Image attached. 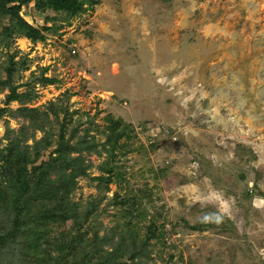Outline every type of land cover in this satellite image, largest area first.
Masks as SVG:
<instances>
[{"label":"rangeland","instance_id":"374dc122","mask_svg":"<svg viewBox=\"0 0 264 264\" xmlns=\"http://www.w3.org/2000/svg\"><path fill=\"white\" fill-rule=\"evenodd\" d=\"M94 1L23 6L37 41L0 17V151L23 138L39 166L82 143L88 167L70 197L91 216L50 237L130 264H264V0ZM23 247L9 263L33 264Z\"/></svg>","mask_w":264,"mask_h":264},{"label":"trees","instance_id":"16d2710c","mask_svg":"<svg viewBox=\"0 0 264 264\" xmlns=\"http://www.w3.org/2000/svg\"><path fill=\"white\" fill-rule=\"evenodd\" d=\"M30 3L37 9L49 7L77 16L85 11L86 0H0V17L9 16L12 22L7 33L12 31L37 41L44 38L40 31L19 15L21 8ZM43 83L51 85L55 80L43 78ZM24 98V95L14 92L8 97L19 101H24ZM118 127L119 123L113 126L115 141L122 135L116 132ZM17 140L0 151V217H4L7 223L0 224V264H11L5 256L10 257V253H14L16 248L20 250L23 245L33 251L25 262L33 264H130L126 258L124 260L125 256L134 261L135 254H124L129 249L122 252L118 247L109 253L102 250L108 240L94 239L89 248L85 247L86 240L84 242L81 236L70 238L69 233H61L57 241L49 235L48 227L53 223L71 221L72 229L78 230L91 216L92 211L80 210L79 204L72 202L70 197L76 179L83 176L88 168L82 159L70 158V154L78 151L82 143L76 147L65 142L56 150V156H50L48 162H42L39 166H33L35 160L29 162V152L20 146L24 139ZM82 142L86 144V149L94 148L92 144ZM31 163L34 175L29 177L27 166ZM71 164L76 167L67 172V166ZM52 174H56V179L50 181L48 178ZM99 180L110 181L111 178ZM148 232L154 237L152 227L148 228Z\"/></svg>","mask_w":264,"mask_h":264},{"label":"clouds","instance_id":"9594fccd","mask_svg":"<svg viewBox=\"0 0 264 264\" xmlns=\"http://www.w3.org/2000/svg\"><path fill=\"white\" fill-rule=\"evenodd\" d=\"M226 210V209H225Z\"/></svg>","mask_w":264,"mask_h":264}]
</instances>
